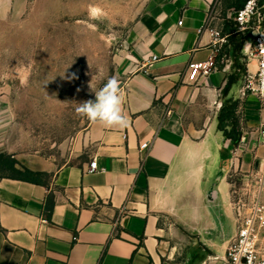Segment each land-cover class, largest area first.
<instances>
[{"label": "crops", "instance_id": "1", "mask_svg": "<svg viewBox=\"0 0 264 264\" xmlns=\"http://www.w3.org/2000/svg\"><path fill=\"white\" fill-rule=\"evenodd\" d=\"M10 2L0 0V16ZM234 11L221 0H153L117 56L127 127L91 122L81 161L46 184L0 178V264H226L239 225L234 176L242 186L264 155V113L241 94L246 74L224 92L233 51L212 31ZM212 58L209 75L189 69ZM230 100L247 135L238 145L218 128Z\"/></svg>", "mask_w": 264, "mask_h": 264}, {"label": "rangeland", "instance_id": "2", "mask_svg": "<svg viewBox=\"0 0 264 264\" xmlns=\"http://www.w3.org/2000/svg\"><path fill=\"white\" fill-rule=\"evenodd\" d=\"M10 1L0 16V152L49 178L85 155L81 140L91 122L76 108L116 78L117 56L153 0ZM234 177L236 190L241 176ZM258 237L264 251V227Z\"/></svg>", "mask_w": 264, "mask_h": 264}, {"label": "built area", "instance_id": "3", "mask_svg": "<svg viewBox=\"0 0 264 264\" xmlns=\"http://www.w3.org/2000/svg\"><path fill=\"white\" fill-rule=\"evenodd\" d=\"M237 30L250 33L252 38L245 42L247 57V73L241 89L243 97L256 96L260 103V112L264 113V3L259 0H247L245 5L233 13ZM217 44L227 43V37L219 30L212 31ZM157 56L153 61H158ZM254 63L255 68L250 69ZM216 67L214 59L203 63H192L189 69L199 75H209ZM257 141L264 147V118L255 129ZM247 141V135L240 140ZM148 143L142 146L145 149ZM98 163L94 160L89 171L97 170ZM234 208L238 220V232L227 250L226 264H264V251L259 246V231L264 227V155L258 157L256 167L251 175H246L243 185L233 191Z\"/></svg>", "mask_w": 264, "mask_h": 264}, {"label": "trees", "instance_id": "4", "mask_svg": "<svg viewBox=\"0 0 264 264\" xmlns=\"http://www.w3.org/2000/svg\"><path fill=\"white\" fill-rule=\"evenodd\" d=\"M226 8H233L234 10L241 9L247 0H221ZM264 3V0H259ZM222 35L227 36L228 44L231 45L234 58V71L229 75L228 82L224 88V92L228 93L232 86L242 77V65L240 60L242 58V49L245 41L250 40L252 35L250 33H242L237 30V25L232 18H225L222 27ZM247 72V69L245 70ZM238 101L230 100L223 104L218 116V128L224 132L227 138H230L235 145H238L241 140L240 121L237 115ZM0 174L1 177H11L21 180H26L39 184H46L48 177L47 173L41 171H34L29 168H18V161L12 155L6 152H0Z\"/></svg>", "mask_w": 264, "mask_h": 264}, {"label": "clouds", "instance_id": "5", "mask_svg": "<svg viewBox=\"0 0 264 264\" xmlns=\"http://www.w3.org/2000/svg\"><path fill=\"white\" fill-rule=\"evenodd\" d=\"M122 105L123 96L119 81L110 78L99 91L95 92V99L78 104L76 114L105 127L125 128L128 120Z\"/></svg>", "mask_w": 264, "mask_h": 264}]
</instances>
